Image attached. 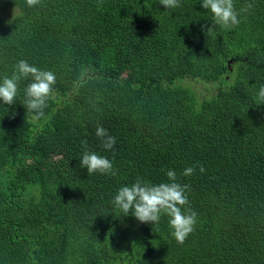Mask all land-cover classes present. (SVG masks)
<instances>
[{
	"label": "trees",
	"instance_id": "1",
	"mask_svg": "<svg viewBox=\"0 0 264 264\" xmlns=\"http://www.w3.org/2000/svg\"><path fill=\"white\" fill-rule=\"evenodd\" d=\"M233 2L239 25L206 33L202 0H0V79L20 60L56 75L43 118L22 105L31 78L0 104V264H264V0ZM85 150L116 174L88 175ZM168 170L197 214L182 245L167 216L113 204Z\"/></svg>",
	"mask_w": 264,
	"mask_h": 264
},
{
	"label": "clouds",
	"instance_id": "2",
	"mask_svg": "<svg viewBox=\"0 0 264 264\" xmlns=\"http://www.w3.org/2000/svg\"><path fill=\"white\" fill-rule=\"evenodd\" d=\"M41 0H25L26 7L34 8ZM165 9H176L181 6L180 0H159ZM202 7L210 11L213 23L205 25L207 32H211L215 26L231 28L239 25L238 13L235 10L233 0H202ZM252 5L248 4L243 11H247ZM18 8L14 9V16ZM12 23V21H10ZM24 89V100L22 105L31 114L33 120H39L45 116L44 109L48 101L53 98L56 75L49 70H41L30 65L25 60H20L14 66L12 75H4L0 79V104L11 106L15 104L18 95V86L21 80H28ZM257 100L264 104V86H261L257 94ZM96 135L102 141L106 150H111L115 143V137L109 135L102 126L97 127ZM87 149V142L82 141ZM80 167L87 169L88 175L99 173L101 175H115L113 164L107 157L98 155L95 152L85 150L80 160ZM200 171L204 168L201 166ZM195 167H188L184 170V176H191ZM168 182L151 184L141 178L129 185L122 186L114 196V206L129 216L131 213L142 224L158 226L162 216L168 217V224L172 230L171 234L178 244H183L186 238L194 231L197 214L190 208L185 209L189 204L187 192L189 185H182L176 182V173L173 170L166 172Z\"/></svg>",
	"mask_w": 264,
	"mask_h": 264
}]
</instances>
